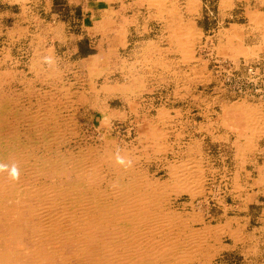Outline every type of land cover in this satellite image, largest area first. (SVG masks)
Listing matches in <instances>:
<instances>
[{
  "label": "rangeland",
  "instance_id": "1",
  "mask_svg": "<svg viewBox=\"0 0 264 264\" xmlns=\"http://www.w3.org/2000/svg\"><path fill=\"white\" fill-rule=\"evenodd\" d=\"M215 59L264 0H0V264H264V94Z\"/></svg>",
  "mask_w": 264,
  "mask_h": 264
},
{
  "label": "built area",
  "instance_id": "2",
  "mask_svg": "<svg viewBox=\"0 0 264 264\" xmlns=\"http://www.w3.org/2000/svg\"><path fill=\"white\" fill-rule=\"evenodd\" d=\"M214 74L228 88L236 84L235 92L240 96L264 94V60L250 62L242 69H234L225 59L212 60ZM237 90V91H236ZM235 93V94H236Z\"/></svg>",
  "mask_w": 264,
  "mask_h": 264
},
{
  "label": "bare ground",
  "instance_id": "3",
  "mask_svg": "<svg viewBox=\"0 0 264 264\" xmlns=\"http://www.w3.org/2000/svg\"><path fill=\"white\" fill-rule=\"evenodd\" d=\"M238 106V105H237ZM237 108V107H236ZM34 125V124H33ZM20 131V130H19ZM3 146V145H2ZM7 147V146H6ZM12 147V146H11ZM19 149V148H18ZM19 151V150H18ZM45 151V150H44ZM1 152V151H0ZM4 153H6V151L4 152ZM10 153V152H9ZM20 154V153H19ZM16 155V154H15ZM5 157H7V154L5 155V154H2V156L0 157V166L1 165H4L5 166V164L7 163V159H5ZM10 157V156H9ZM11 161V160H10ZM21 163V162H20ZM16 164V163H15ZM60 164V163H59ZM126 165V164H125ZM127 167V166H126ZM16 168V167H15ZM17 169V168H16ZM77 171V170H76ZM128 173V172H127ZM133 173V172H132ZM131 173V174H132ZM31 174V173H30ZM127 175V174H126ZM187 175V174H186ZM1 176V175H0ZM182 177V176H181ZM181 177H179V179L181 178ZM89 178V177H88ZM138 178V177H137ZM190 180V179H189ZM83 181H84V179H83ZM93 181V180H92ZM182 181H183V179H182ZM182 181H179V182H182ZM188 181V180H187ZM94 182V181H93ZM193 182V181H192ZM191 182V183H192ZM99 183V182H98ZM100 184V183H99ZM7 185V184H6ZM1 186V185H0ZM61 186V185H60ZM81 187V186H80ZM96 187V186H95ZM195 187V186H194ZM39 189V188H38ZM8 190V189H7ZM12 190V191H11ZM10 191H11V193L12 192H15V189H11ZM16 190H17V188H16ZM1 192V191H0ZM16 193H17V191H16ZM106 193V192H105ZM6 194V193H5ZM4 195V194H3ZM120 195V194H119ZM5 196V195H4ZM93 196V195H92ZM6 197V196H5ZM8 197V196H7ZM104 197H105V195L104 194H99V196L97 197V196H95V198L94 199H85V203H90V200H91V202L92 203H94V204H99V205H105V203H106V201L104 200ZM84 198V197H83ZM3 199V198H2ZM146 199V198H145ZM2 201V200H1ZM78 202H82L83 203V201H82V199H79V201ZM123 204V203H122ZM89 205V204H88ZM50 206V205H49ZM89 207V206H88ZM109 208V207H108ZM90 209V208H89ZM107 209V208H106ZM113 209V208H112ZM111 210V209H110ZM114 210H115V208H114ZM98 211V210H97ZM92 214V213H91ZM3 215H5L4 213H3ZM108 216V215H107ZM98 217V216H97ZM109 217V216H108ZM116 218V217H115ZM118 218V217H117ZM99 223L100 222H109V223H111V222H113L114 224L115 223H119V218L117 219V221H116V219H114V220H111V221H108L107 219H106V215H104V214H100L99 215ZM132 219V218H131ZM5 221V220H4ZM79 221V220H78ZM124 221L126 222L127 220L124 218ZM80 223V222H79ZM107 225V224H106ZM81 226H83V225H81ZM9 227V226H8ZM97 227V226H96ZM83 228H84V226H83ZM96 229V228H95ZM101 229V228H100ZM112 231V230H111ZM116 232V231H115ZM56 234V233H55ZM105 234H108V233H105ZM62 237H63V235H62ZM76 239V238H75ZM92 239V238H91ZM86 241V240H85ZM119 243V242H118ZM117 245V244H116ZM35 249V248H34ZM37 249V248H36ZM24 251V250H23ZM103 251V250H102ZM59 253V252H58ZM123 254V253H122ZM106 256V255H105Z\"/></svg>",
  "mask_w": 264,
  "mask_h": 264
},
{
  "label": "clouds",
  "instance_id": "4",
  "mask_svg": "<svg viewBox=\"0 0 264 264\" xmlns=\"http://www.w3.org/2000/svg\"><path fill=\"white\" fill-rule=\"evenodd\" d=\"M0 167H2V166H0ZM13 175H15V170L13 169Z\"/></svg>",
  "mask_w": 264,
  "mask_h": 264
}]
</instances>
